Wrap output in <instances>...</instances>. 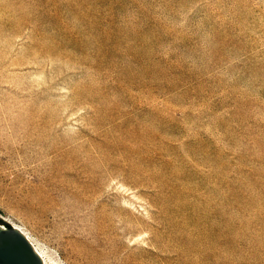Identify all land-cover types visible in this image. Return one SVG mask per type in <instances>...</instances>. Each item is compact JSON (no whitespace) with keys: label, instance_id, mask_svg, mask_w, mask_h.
I'll use <instances>...</instances> for the list:
<instances>
[{"label":"rangeland","instance_id":"1","mask_svg":"<svg viewBox=\"0 0 264 264\" xmlns=\"http://www.w3.org/2000/svg\"><path fill=\"white\" fill-rule=\"evenodd\" d=\"M46 264H264V0H0V227Z\"/></svg>","mask_w":264,"mask_h":264},{"label":"water","instance_id":"2","mask_svg":"<svg viewBox=\"0 0 264 264\" xmlns=\"http://www.w3.org/2000/svg\"><path fill=\"white\" fill-rule=\"evenodd\" d=\"M0 264H42L26 239L14 229L0 227Z\"/></svg>","mask_w":264,"mask_h":264},{"label":"bare ground","instance_id":"3","mask_svg":"<svg viewBox=\"0 0 264 264\" xmlns=\"http://www.w3.org/2000/svg\"><path fill=\"white\" fill-rule=\"evenodd\" d=\"M3 220L5 221L6 224L9 225L10 229L16 230L18 233H20L26 239V241L30 244L34 253L39 257L42 264H46V259L48 257L46 258V254L44 253V251L33 242V240L28 236V234L24 231V229L22 227H20L18 224L11 221L10 219H4L3 218ZM2 229H4V228H2Z\"/></svg>","mask_w":264,"mask_h":264}]
</instances>
